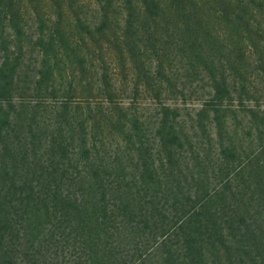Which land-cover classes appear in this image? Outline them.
I'll return each instance as SVG.
<instances>
[{
  "label": "trees",
  "instance_id": "16d2710c",
  "mask_svg": "<svg viewBox=\"0 0 264 264\" xmlns=\"http://www.w3.org/2000/svg\"><path fill=\"white\" fill-rule=\"evenodd\" d=\"M0 264H264V0H0Z\"/></svg>",
  "mask_w": 264,
  "mask_h": 264
}]
</instances>
